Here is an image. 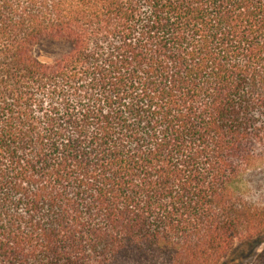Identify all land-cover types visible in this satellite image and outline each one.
Listing matches in <instances>:
<instances>
[{
    "label": "trees",
    "instance_id": "16d2710c",
    "mask_svg": "<svg viewBox=\"0 0 264 264\" xmlns=\"http://www.w3.org/2000/svg\"><path fill=\"white\" fill-rule=\"evenodd\" d=\"M263 174L264 0H0V264H264Z\"/></svg>",
    "mask_w": 264,
    "mask_h": 264
},
{
    "label": "rangeland",
    "instance_id": "374dc122",
    "mask_svg": "<svg viewBox=\"0 0 264 264\" xmlns=\"http://www.w3.org/2000/svg\"><path fill=\"white\" fill-rule=\"evenodd\" d=\"M68 49L67 44H65L64 42H47L45 44V46L43 47V51H44V55L47 56L48 58H53V57H57L62 55L63 53H65ZM260 177H264V174L261 176H258V178L260 180H262V184L264 183V178H260ZM241 249H243L242 247H240ZM260 249H257L256 252H260ZM248 251H246L245 253H243L242 256V260H243V264H247L249 262H251L254 258V256H249L248 255Z\"/></svg>",
    "mask_w": 264,
    "mask_h": 264
}]
</instances>
